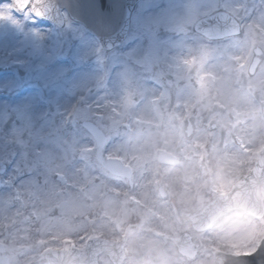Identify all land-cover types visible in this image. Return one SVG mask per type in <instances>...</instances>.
Masks as SVG:
<instances>
[{
    "label": "clouds",
    "instance_id": "obj_1",
    "mask_svg": "<svg viewBox=\"0 0 264 264\" xmlns=\"http://www.w3.org/2000/svg\"><path fill=\"white\" fill-rule=\"evenodd\" d=\"M91 3L29 0L0 40V264H250L264 0Z\"/></svg>",
    "mask_w": 264,
    "mask_h": 264
},
{
    "label": "rangeland",
    "instance_id": "obj_2",
    "mask_svg": "<svg viewBox=\"0 0 264 264\" xmlns=\"http://www.w3.org/2000/svg\"><path fill=\"white\" fill-rule=\"evenodd\" d=\"M8 29H16L15 25L8 24L7 26L4 24H0V40L3 39L4 33L7 32ZM17 32L20 31V29H16ZM24 40L27 41L28 37H24ZM14 41H9V44L13 43ZM31 69L30 68H19V67H14L13 69H10L7 73V75L11 76L14 78V80H17L19 78L25 77L28 73H30ZM5 75L4 72L0 71V76ZM258 87V85L256 86ZM258 144L260 147L257 148V151H259L261 148H264V138H261L255 131L250 130L248 134L245 136H241L239 138V146L241 149H245L246 144ZM246 150V149H245ZM224 194L223 191H221L220 195Z\"/></svg>",
    "mask_w": 264,
    "mask_h": 264
},
{
    "label": "snow or ice",
    "instance_id": "obj_3",
    "mask_svg": "<svg viewBox=\"0 0 264 264\" xmlns=\"http://www.w3.org/2000/svg\"><path fill=\"white\" fill-rule=\"evenodd\" d=\"M106 3L107 0H99V7L101 8V10L105 9ZM28 4H29V0H10V3L5 6V8H7L8 11H4L3 9H0V20H8L13 25H16L17 22L11 14L12 10L15 9L16 11L23 12L26 10ZM37 15H39V13H37ZM2 119L3 117H0V120Z\"/></svg>",
    "mask_w": 264,
    "mask_h": 264
},
{
    "label": "water",
    "instance_id": "obj_4",
    "mask_svg": "<svg viewBox=\"0 0 264 264\" xmlns=\"http://www.w3.org/2000/svg\"><path fill=\"white\" fill-rule=\"evenodd\" d=\"M111 7H112V0H107L104 10H101V8L99 7V0H92V3H91L92 11L97 14H101V15L107 14L109 11H111ZM256 171H257V174H259L263 170L261 168H258V170ZM238 198H239V194H237V198H234V199H238ZM247 205H248V201H247V197L245 196L243 201L240 202L238 206L247 207ZM247 208L252 209V207H247ZM262 258H264V252L259 253V256L255 257L254 259H251L250 264H262L259 262L260 259Z\"/></svg>",
    "mask_w": 264,
    "mask_h": 264
}]
</instances>
